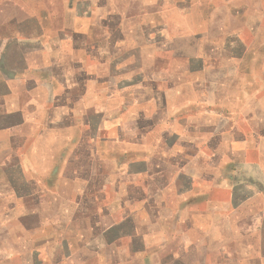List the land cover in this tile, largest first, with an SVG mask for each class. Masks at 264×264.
Instances as JSON below:
<instances>
[{"label":"crops","instance_id":"obj_1","mask_svg":"<svg viewBox=\"0 0 264 264\" xmlns=\"http://www.w3.org/2000/svg\"><path fill=\"white\" fill-rule=\"evenodd\" d=\"M160 5L0 0V213L10 214L0 264H79L81 245L95 257L115 246L103 236L119 211L133 224L132 254L148 251L149 227L164 233L168 220L161 264H210L212 248L225 264L228 246L235 264H264L257 253L242 257L264 228V178L241 176L230 145L241 130L230 127L221 98L187 95L218 88L192 78L209 68H161L158 29L131 28ZM231 215L240 217V240L226 238Z\"/></svg>","mask_w":264,"mask_h":264},{"label":"rangeland","instance_id":"obj_2","mask_svg":"<svg viewBox=\"0 0 264 264\" xmlns=\"http://www.w3.org/2000/svg\"><path fill=\"white\" fill-rule=\"evenodd\" d=\"M130 11L137 12L139 10L131 9ZM145 17V20L142 19L131 25V28L137 29L144 23L148 29L153 27L158 29L163 38L160 47L165 50L161 56V68H209L203 71L196 69L192 78L197 81L210 82V86L215 85L218 88H209L208 84L207 90L188 89L187 95L195 98L204 96L211 101L221 98L220 104L231 119L230 127L235 123L241 130L239 137L237 135L234 142L230 144L236 153V155L234 154L235 159H239L243 164V169L240 170L241 176H256L263 179L264 0H161L160 7L155 10L148 9ZM240 49L243 50L242 54H239ZM155 51L157 54V46ZM151 59H153L152 53L147 52L146 61L149 62ZM202 63L204 67H202ZM180 73L183 74V77L186 75L183 72ZM64 192L68 195L73 192V189L66 188ZM260 202L264 204V200ZM116 205H121V202L117 201ZM219 205H223V202H214L212 208H217ZM57 210L52 209L51 212L58 213ZM15 212L20 213V210ZM120 213L119 211L117 215L115 214L116 225L113 230L106 234L98 232V236L104 234L103 239L106 238L105 240L111 241V244L115 246L108 247L104 249V252L100 251L93 255L95 257L89 258L88 250L82 248L81 245L76 253L80 260L79 264H161V259L167 251L164 247L172 236L169 231L170 227H166L169 223H163L168 220L159 223L163 225L164 233H161L159 228L157 229V225L149 227V229L155 230L148 236V251L132 254V251L128 250L131 237L127 235L126 231L132 229L133 224L123 220L124 217L119 215ZM9 219L10 214L2 215L0 213V225L4 229L7 228ZM199 220H203V218H199ZM239 220L240 217L233 215L226 217L227 240L231 239L232 241L233 237L240 240ZM133 221L137 225L140 222L142 226L155 224L149 217L135 216ZM235 224L237 225L235 226ZM181 226L182 228L179 227L180 230H178L183 232L186 225L182 223ZM17 230L22 233L19 225H17ZM60 231L56 228L53 235L61 234ZM0 235L4 236L5 234L2 232ZM21 235L24 237L23 234ZM34 238L40 240L41 235L35 234ZM24 240L25 238L23 243L27 245L28 242L26 243ZM249 241L252 242L251 245L254 249L251 254L248 252L242 255V257L244 256L243 261L250 262L251 259L253 261L256 253L264 257V228L251 235ZM31 245L32 241L29 246ZM17 249L20 252L17 256L23 255L24 257L26 255V248L18 246ZM227 250L225 264H235L236 260L232 257L235 251L232 246H228ZM220 253L221 251L212 248L209 255L207 254L210 264L221 262ZM145 254H148V257H145ZM197 260L195 257L194 264H202L201 262L197 263ZM19 264H26V262L23 260Z\"/></svg>","mask_w":264,"mask_h":264}]
</instances>
